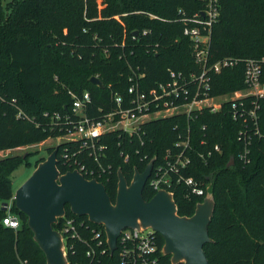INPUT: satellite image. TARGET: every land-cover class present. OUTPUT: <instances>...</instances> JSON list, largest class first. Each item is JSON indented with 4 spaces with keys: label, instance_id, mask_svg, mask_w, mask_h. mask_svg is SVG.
I'll return each mask as SVG.
<instances>
[{
    "label": "trees",
    "instance_id": "1",
    "mask_svg": "<svg viewBox=\"0 0 264 264\" xmlns=\"http://www.w3.org/2000/svg\"><path fill=\"white\" fill-rule=\"evenodd\" d=\"M0 0V151L38 144L63 136L66 128L52 127L50 115L69 111L72 97L88 91V116H100L114 108V91L125 94L134 72H142L140 86L149 88L168 79V69L188 73L195 65L191 41L182 34L181 10L191 16L203 8L201 0ZM220 14L211 31L210 60L226 56L264 57V0H219ZM153 17H152V16ZM117 16V17H116ZM146 30V34L142 31ZM137 34H134V32ZM262 80L264 81V64ZM243 66L222 70L212 78L211 94L231 93L244 87ZM97 76L103 88L90 82ZM125 91V92H124ZM27 119H16L18 111ZM48 114L45 117L44 114ZM258 126L264 131V100ZM190 129V166L182 173L203 185H210L215 207L204 246L209 264H264V140L254 137L248 146V163L239 160L243 145L237 140L240 122L226 113H198L158 118L144 122L139 135L128 137L109 133L100 138L106 147L101 164L111 167L108 177L99 179L115 201L117 170L129 184L134 170L143 172L150 160L161 163L186 128ZM79 143L58 146L57 168L61 174L73 171L64 164L63 149L71 154ZM214 146L220 148L214 152ZM211 155L208 156V152ZM203 156V157H201ZM125 157L128 158L125 161ZM78 161L88 168L96 164L86 153ZM28 162L18 156L0 160V264H46L32 239L27 218L12 200L11 175ZM86 178V177H85ZM88 178V177H87ZM176 178L172 175V180ZM90 179V178H89ZM181 217L193 215L203 197L194 196L184 185L170 190ZM155 192L148 185L142 196L149 201ZM11 203V213L19 226L3 225L2 204ZM65 216L82 222L83 239L101 225L87 217L74 216L65 207ZM53 226L59 230V224ZM88 227V228H87ZM159 249L163 240L156 234ZM86 247L75 243L78 258ZM161 264H170L160 256Z\"/></svg>",
    "mask_w": 264,
    "mask_h": 264
},
{
    "label": "built area",
    "instance_id": "2",
    "mask_svg": "<svg viewBox=\"0 0 264 264\" xmlns=\"http://www.w3.org/2000/svg\"><path fill=\"white\" fill-rule=\"evenodd\" d=\"M201 1L203 8L191 16L179 10L181 13L179 20L183 23L182 34L191 41L194 70L184 73L169 68L168 79L149 88L140 86L138 81L144 74L134 72V75L129 77L130 84L125 94L114 91L113 110L106 113L99 110L98 117L88 116L86 112L91 101L88 91L78 95L69 90L72 97L69 111H65L64 114L56 112L50 116L44 114L45 117H50L53 128L58 127L60 130L66 128L65 134L61 136L70 137L66 143H79L77 151L71 154L63 149L64 164L74 167V170L84 177L99 182V179L108 177L111 171V167L104 168L100 160L105 156L106 150L104 145H100V138L103 135L109 133H122L128 137L139 135L144 122L157 119L151 116L164 111L171 112L166 117L185 116L190 120L203 111L214 115L225 110L233 121L240 122L241 129L238 131L237 140L242 143L243 152L239 160L244 164L248 163V146L252 139L257 137L264 140V131H260L258 126L261 101L264 100V81L261 79L264 57L256 59L226 56L212 62L209 53L211 31L220 14V3L219 0ZM146 33V30L142 31V34ZM239 64L243 66L244 87L231 93L211 94L213 76ZM16 119H27L32 122L20 110ZM192 151L190 129L187 127L179 134L172 149L165 152L161 163L153 166L148 185L155 193L161 190L172 193L170 190L174 185H184L194 196L205 197L206 185L190 176L183 177L181 173L190 166L189 155ZM213 151L219 152L220 148L214 146ZM82 153H86L87 157L92 159L96 164L95 168H88L78 161V156ZM207 155L210 156L211 152L209 151ZM127 160L125 157V161ZM172 175L176 176L174 181ZM11 203L12 200L5 206L6 217L2 222L6 227L17 229L19 221L11 213ZM59 221H61L59 230L56 231L62 235L66 256L68 253L75 255L76 242L86 247L78 257H83V261L67 260V264H161L162 248L159 249L155 233L150 229L122 230L116 240L115 249L111 252L105 233L103 237L100 231L92 230V237L88 241L83 239L78 231L84 226L82 222L67 216Z\"/></svg>",
    "mask_w": 264,
    "mask_h": 264
},
{
    "label": "water",
    "instance_id": "3",
    "mask_svg": "<svg viewBox=\"0 0 264 264\" xmlns=\"http://www.w3.org/2000/svg\"><path fill=\"white\" fill-rule=\"evenodd\" d=\"M90 82L103 88L97 76H91ZM57 151L58 147L35 167L12 198L16 209L26 216L32 239L46 264H67L62 235L53 229L65 216L66 206L74 216L87 217L91 224L103 226L111 252L122 230L150 229L162 238L161 255L169 257L170 264H209L203 249L212 242L208 227L215 202L209 184L203 201L190 217L177 214L172 193L161 190L145 201L142 193L152 173L153 158L143 172L134 170L129 184L121 169L117 170L112 203L102 183L88 180L76 170L61 174ZM5 206L2 204L3 211Z\"/></svg>",
    "mask_w": 264,
    "mask_h": 264
},
{
    "label": "rangeland",
    "instance_id": "4",
    "mask_svg": "<svg viewBox=\"0 0 264 264\" xmlns=\"http://www.w3.org/2000/svg\"><path fill=\"white\" fill-rule=\"evenodd\" d=\"M100 0H97V3L100 4ZM171 112L164 111L159 114L151 116V118L166 117L169 116ZM70 139L69 136L47 139L38 144H33L29 146H24L16 149H9L0 151V160L18 156L23 158L28 162L24 165L21 164L19 168L11 175L10 179L12 181L13 195L15 190L31 175L35 167L59 145L66 143ZM78 172V171H77ZM86 179L90 180L89 177ZM13 198V196H12Z\"/></svg>",
    "mask_w": 264,
    "mask_h": 264
}]
</instances>
